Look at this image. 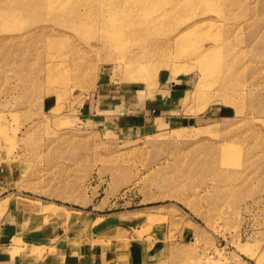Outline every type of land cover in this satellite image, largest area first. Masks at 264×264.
<instances>
[{
  "label": "rangeland",
  "instance_id": "obj_1",
  "mask_svg": "<svg viewBox=\"0 0 264 264\" xmlns=\"http://www.w3.org/2000/svg\"><path fill=\"white\" fill-rule=\"evenodd\" d=\"M0 193L73 248L264 264V0H0Z\"/></svg>",
  "mask_w": 264,
  "mask_h": 264
},
{
  "label": "crops",
  "instance_id": "obj_2",
  "mask_svg": "<svg viewBox=\"0 0 264 264\" xmlns=\"http://www.w3.org/2000/svg\"><path fill=\"white\" fill-rule=\"evenodd\" d=\"M2 194V193H0ZM16 199V198H15ZM25 204L8 205L9 211L0 221V264H140L138 258L128 254L102 255L82 245L73 248L69 235L57 226H42V216L26 213ZM8 217V219L6 218ZM52 218V216L50 217ZM55 223L56 220L54 221ZM28 224L31 226L29 227Z\"/></svg>",
  "mask_w": 264,
  "mask_h": 264
}]
</instances>
